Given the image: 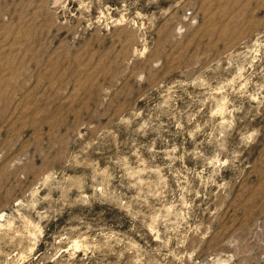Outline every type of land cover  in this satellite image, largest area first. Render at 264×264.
Returning a JSON list of instances; mask_svg holds the SVG:
<instances>
[{"label":"rangeland","instance_id":"obj_1","mask_svg":"<svg viewBox=\"0 0 264 264\" xmlns=\"http://www.w3.org/2000/svg\"><path fill=\"white\" fill-rule=\"evenodd\" d=\"M0 264H264V0H0Z\"/></svg>","mask_w":264,"mask_h":264}]
</instances>
